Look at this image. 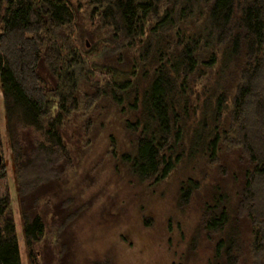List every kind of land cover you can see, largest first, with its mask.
<instances>
[{
  "label": "trees",
  "instance_id": "trees-1",
  "mask_svg": "<svg viewBox=\"0 0 264 264\" xmlns=\"http://www.w3.org/2000/svg\"><path fill=\"white\" fill-rule=\"evenodd\" d=\"M0 91L28 264H73L88 202L63 190L110 121L92 169L151 187L190 164L181 206L216 172L208 264H264V0H0ZM2 152L0 264H22Z\"/></svg>",
  "mask_w": 264,
  "mask_h": 264
},
{
  "label": "rangeland",
  "instance_id": "rangeland-1",
  "mask_svg": "<svg viewBox=\"0 0 264 264\" xmlns=\"http://www.w3.org/2000/svg\"><path fill=\"white\" fill-rule=\"evenodd\" d=\"M109 131L122 138L117 121H110L82 160L79 172L84 177H72L63 190V193L79 195L78 202L83 199L88 202L82 214L73 220L67 235L73 264H93V261L98 264H208L214 241L200 235V214L210 187L206 182H213L218 174L197 169L195 175L204 177V183L181 206L179 185L191 173L190 164L181 165L167 179L151 187L136 184L124 167L110 160H103L100 169H92L99 159H106L103 149ZM0 134L22 264H28L1 91ZM225 186L232 196L236 187L230 181ZM244 236L247 243L248 232ZM191 242L196 243L193 249L189 248ZM41 261L44 263L43 257Z\"/></svg>",
  "mask_w": 264,
  "mask_h": 264
}]
</instances>
